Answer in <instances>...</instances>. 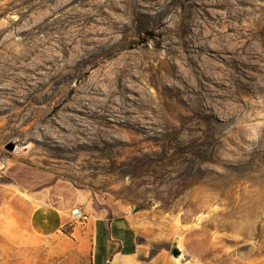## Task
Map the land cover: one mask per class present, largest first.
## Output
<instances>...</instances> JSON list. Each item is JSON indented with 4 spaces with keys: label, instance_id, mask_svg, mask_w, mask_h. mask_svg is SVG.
Masks as SVG:
<instances>
[{
    "label": "rangeland",
    "instance_id": "374dc122",
    "mask_svg": "<svg viewBox=\"0 0 264 264\" xmlns=\"http://www.w3.org/2000/svg\"><path fill=\"white\" fill-rule=\"evenodd\" d=\"M263 135L264 0H0L3 181L85 190L145 263L264 264ZM74 225L0 223V264H91Z\"/></svg>",
    "mask_w": 264,
    "mask_h": 264
},
{
    "label": "crops",
    "instance_id": "0c3cea01",
    "mask_svg": "<svg viewBox=\"0 0 264 264\" xmlns=\"http://www.w3.org/2000/svg\"><path fill=\"white\" fill-rule=\"evenodd\" d=\"M10 167L0 160V223L16 242L40 245L75 226L71 211L81 208L87 215L74 227L78 250L89 253L91 264H158L160 257L145 263L140 258L136 233L129 217L110 216L105 209L91 211L85 190L56 181L38 188L35 181L6 183ZM115 213V212H114Z\"/></svg>",
    "mask_w": 264,
    "mask_h": 264
},
{
    "label": "built area",
    "instance_id": "2783aa9c",
    "mask_svg": "<svg viewBox=\"0 0 264 264\" xmlns=\"http://www.w3.org/2000/svg\"><path fill=\"white\" fill-rule=\"evenodd\" d=\"M71 220L76 224H83L87 221V215L83 212L81 208H75L71 211Z\"/></svg>",
    "mask_w": 264,
    "mask_h": 264
},
{
    "label": "water",
    "instance_id": "95a60500",
    "mask_svg": "<svg viewBox=\"0 0 264 264\" xmlns=\"http://www.w3.org/2000/svg\"><path fill=\"white\" fill-rule=\"evenodd\" d=\"M173 254H174V256H175L176 258H178V257L182 256V251L180 250V248H175V249L173 250Z\"/></svg>",
    "mask_w": 264,
    "mask_h": 264
},
{
    "label": "bare ground",
    "instance_id": "6f19581e",
    "mask_svg": "<svg viewBox=\"0 0 264 264\" xmlns=\"http://www.w3.org/2000/svg\"><path fill=\"white\" fill-rule=\"evenodd\" d=\"M263 138H264V135H263ZM259 143H261V142H259ZM183 257V256H182Z\"/></svg>",
    "mask_w": 264,
    "mask_h": 264
}]
</instances>
